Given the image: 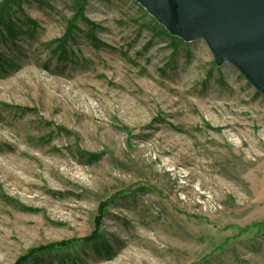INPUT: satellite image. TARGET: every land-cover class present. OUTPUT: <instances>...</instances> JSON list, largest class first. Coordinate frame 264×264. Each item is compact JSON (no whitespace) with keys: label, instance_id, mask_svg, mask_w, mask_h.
<instances>
[{"label":"rangeland","instance_id":"obj_1","mask_svg":"<svg viewBox=\"0 0 264 264\" xmlns=\"http://www.w3.org/2000/svg\"><path fill=\"white\" fill-rule=\"evenodd\" d=\"M5 4L0 264H264V96L136 0Z\"/></svg>","mask_w":264,"mask_h":264},{"label":"water","instance_id":"obj_2","mask_svg":"<svg viewBox=\"0 0 264 264\" xmlns=\"http://www.w3.org/2000/svg\"><path fill=\"white\" fill-rule=\"evenodd\" d=\"M172 35L201 39L264 96V0H136Z\"/></svg>","mask_w":264,"mask_h":264},{"label":"trees","instance_id":"obj_3","mask_svg":"<svg viewBox=\"0 0 264 264\" xmlns=\"http://www.w3.org/2000/svg\"><path fill=\"white\" fill-rule=\"evenodd\" d=\"M7 1H20V0H7ZM75 18L73 17L69 23L67 24L66 31L63 34L62 38L59 41H63L67 36L69 37L72 29L71 26L74 25ZM13 27L14 24L12 22V18L10 16V13L8 12V5H2L0 7V29L5 28L8 32V37L14 36L13 32ZM14 34V35H13ZM106 207V203H102L99 205L98 210H97V215L95 217V220L93 223H95V228L92 231L91 234H89L87 237L82 238L81 240H84L86 242L92 241L93 239L99 238L100 234L97 232V229L101 225V219L104 214V209ZM78 241V239H71V240H61V241H55V242H50L44 245H39L37 247H32L28 250L27 252L21 256H19L12 264H26V262L33 257L37 253H42V252H47L50 251L51 249L55 248H61V247H66V246H71V244H74Z\"/></svg>","mask_w":264,"mask_h":264}]
</instances>
